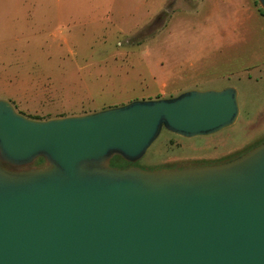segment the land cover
<instances>
[{
    "label": "water",
    "instance_id": "1",
    "mask_svg": "<svg viewBox=\"0 0 264 264\" xmlns=\"http://www.w3.org/2000/svg\"><path fill=\"white\" fill-rule=\"evenodd\" d=\"M239 113L234 86L46 120L0 99V264H264V141L218 163H111Z\"/></svg>",
    "mask_w": 264,
    "mask_h": 264
},
{
    "label": "rangeland",
    "instance_id": "2",
    "mask_svg": "<svg viewBox=\"0 0 264 264\" xmlns=\"http://www.w3.org/2000/svg\"><path fill=\"white\" fill-rule=\"evenodd\" d=\"M227 86L238 90L236 122L179 139L184 155L231 147L264 129L258 0H0V99L27 117ZM171 137L163 130L140 167L162 163Z\"/></svg>",
    "mask_w": 264,
    "mask_h": 264
},
{
    "label": "flooded vegetation",
    "instance_id": "3",
    "mask_svg": "<svg viewBox=\"0 0 264 264\" xmlns=\"http://www.w3.org/2000/svg\"><path fill=\"white\" fill-rule=\"evenodd\" d=\"M164 131L176 137V138L171 137L168 139V146L174 147V149L165 157L162 163H160L157 167H154V168L177 167V166H181L186 163H198V164L218 163V162L233 158L239 154H242L264 141V129H263L262 132L259 133L258 135L256 134L248 138H245V140H243L242 142L237 143L236 145H233L231 147L223 146V144L215 145L210 150V152H200V154L196 156L190 155V154L184 155L183 154V143L180 142L179 139L183 141V138L187 139V137L172 133L168 130H164ZM143 157L137 160L136 162H128L124 160L122 163H120L117 166H123V167L130 166V165L140 166L139 161L142 160ZM39 159H42V158H39ZM39 159H37L33 163V165L35 164L39 165L40 163H37Z\"/></svg>",
    "mask_w": 264,
    "mask_h": 264
},
{
    "label": "trees",
    "instance_id": "4",
    "mask_svg": "<svg viewBox=\"0 0 264 264\" xmlns=\"http://www.w3.org/2000/svg\"><path fill=\"white\" fill-rule=\"evenodd\" d=\"M43 159H39V162H41ZM124 161V159L121 157V156H119V155H116V156H114L113 157V159H112V163L114 164V165H119L120 163H122Z\"/></svg>",
    "mask_w": 264,
    "mask_h": 264
},
{
    "label": "crops",
    "instance_id": "5",
    "mask_svg": "<svg viewBox=\"0 0 264 264\" xmlns=\"http://www.w3.org/2000/svg\"><path fill=\"white\" fill-rule=\"evenodd\" d=\"M252 8H256L255 5Z\"/></svg>",
    "mask_w": 264,
    "mask_h": 264
}]
</instances>
